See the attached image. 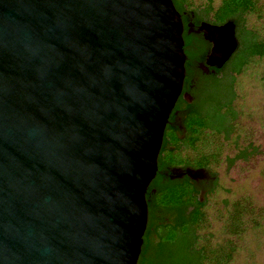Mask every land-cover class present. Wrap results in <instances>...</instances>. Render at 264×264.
I'll list each match as a JSON object with an SVG mask.
<instances>
[{"label":"water","instance_id":"water-1","mask_svg":"<svg viewBox=\"0 0 264 264\" xmlns=\"http://www.w3.org/2000/svg\"><path fill=\"white\" fill-rule=\"evenodd\" d=\"M202 26L220 66L235 23ZM182 32L172 0H0V264H137Z\"/></svg>","mask_w":264,"mask_h":264},{"label":"rangeland","instance_id":"rangeland-1","mask_svg":"<svg viewBox=\"0 0 264 264\" xmlns=\"http://www.w3.org/2000/svg\"><path fill=\"white\" fill-rule=\"evenodd\" d=\"M187 5L208 10L207 0H187ZM244 17L245 28L264 38V0ZM240 60L229 68V101L209 105L201 120L207 126L201 141L180 153L203 151L218 175L202 208L195 246L227 251L223 264H264V56H253L243 66ZM239 154L244 158L236 159Z\"/></svg>","mask_w":264,"mask_h":264},{"label":"flooded vegetation","instance_id":"flooded-vegetation-1","mask_svg":"<svg viewBox=\"0 0 264 264\" xmlns=\"http://www.w3.org/2000/svg\"><path fill=\"white\" fill-rule=\"evenodd\" d=\"M178 12L183 23L185 73L181 92L167 118L165 140L147 200V209L151 204L153 214L148 209L137 264L143 244H145L144 253L141 255L143 260L140 264H153L157 248L164 242V234L176 227L179 221H187L192 215L203 213L202 208L207 202L208 194L215 189L218 180L217 173L211 169L212 163H206V153L201 151L186 155L180 152L195 147L190 144L196 135L192 132L194 124L191 122L194 119L202 120L209 105L222 106L227 103L232 93L228 80L229 68L232 67L231 62L238 47L220 66L210 63L208 57L212 42L208 31L202 25L204 23L220 25L227 20L234 22V19L216 21L213 16L214 10L189 8L187 3ZM236 27L235 23V36L239 44ZM209 97L210 101L203 102L204 98L207 100ZM204 129L200 130L204 132ZM243 158L244 156L240 159ZM163 193L176 194L178 203H162L160 198ZM150 213L156 226L148 228ZM146 231L151 232L149 236L145 235Z\"/></svg>","mask_w":264,"mask_h":264},{"label":"trees","instance_id":"trees-1","mask_svg":"<svg viewBox=\"0 0 264 264\" xmlns=\"http://www.w3.org/2000/svg\"><path fill=\"white\" fill-rule=\"evenodd\" d=\"M208 1V9L214 10V19L216 21H224L226 19H234L236 23V32L239 39V44H237L238 49L232 59L231 65L238 58L241 60L237 64H241L243 66L246 64L253 56H264V38H260L256 33L252 30H247L243 21L245 19L244 15L248 13H252L258 9V1L259 0H219V4L214 7L213 0ZM174 5L177 10H181L183 5L187 3V0H173ZM207 98V97H206ZM206 98L203 99L204 101H210L211 98L209 97L207 100ZM202 102V103H203ZM197 115V113H195ZM225 118V116H224ZM194 127L192 129L193 133L196 135L193 136L191 139L190 144L196 145L198 141H201L202 138V130L207 126L201 120L194 119L193 122ZM202 127V128H201ZM225 131V130H224ZM225 137L228 135V130H226ZM242 156V154L237 155L235 158ZM235 158H232L233 161ZM211 162L207 158L206 163ZM160 201L164 204L170 203H178L176 194H162V198ZM149 212L152 211V205L149 204L148 206ZM241 211V210H240ZM238 212V215L241 212ZM150 213L149 220H148V228L151 226H156L154 223L153 215ZM203 213H196L192 215L187 221H179L176 224V227L168 230L164 236V242L159 246L156 258H154L153 264H207L206 260L208 259L211 261V264H223L227 262L229 257V253L227 251H218L216 252L215 249H205L197 248L195 246V241L197 238V228L199 223L202 221ZM150 231H146L145 235H150ZM144 235V236H145ZM146 236L144 240L146 242ZM144 246H142L141 255L144 253ZM216 253V254H215ZM140 255L139 264L143 260V257Z\"/></svg>","mask_w":264,"mask_h":264},{"label":"bare ground","instance_id":"bare-ground-1","mask_svg":"<svg viewBox=\"0 0 264 264\" xmlns=\"http://www.w3.org/2000/svg\"><path fill=\"white\" fill-rule=\"evenodd\" d=\"M226 40H227V37H224V39H223V41H224L223 45L216 50V53L217 54L220 55V54H223L224 53L225 49L227 48V42H226ZM210 61H212V59H210Z\"/></svg>","mask_w":264,"mask_h":264}]
</instances>
